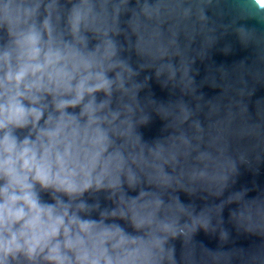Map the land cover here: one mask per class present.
Returning <instances> with one entry per match:
<instances>
[{
	"label": "clouds",
	"instance_id": "1",
	"mask_svg": "<svg viewBox=\"0 0 264 264\" xmlns=\"http://www.w3.org/2000/svg\"><path fill=\"white\" fill-rule=\"evenodd\" d=\"M0 264H264V0H0Z\"/></svg>",
	"mask_w": 264,
	"mask_h": 264
},
{
	"label": "water",
	"instance_id": "2",
	"mask_svg": "<svg viewBox=\"0 0 264 264\" xmlns=\"http://www.w3.org/2000/svg\"><path fill=\"white\" fill-rule=\"evenodd\" d=\"M223 59H224V57H222V56H218V57H217V60H218V61L223 60ZM156 91H157V94H158V95H163L162 93H160L159 89H156Z\"/></svg>",
	"mask_w": 264,
	"mask_h": 264
}]
</instances>
